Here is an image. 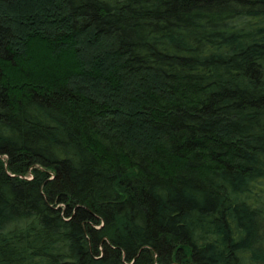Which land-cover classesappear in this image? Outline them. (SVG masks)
Listing matches in <instances>:
<instances>
[{
    "label": "trees",
    "instance_id": "1",
    "mask_svg": "<svg viewBox=\"0 0 264 264\" xmlns=\"http://www.w3.org/2000/svg\"><path fill=\"white\" fill-rule=\"evenodd\" d=\"M0 264H264V0H0Z\"/></svg>",
    "mask_w": 264,
    "mask_h": 264
}]
</instances>
